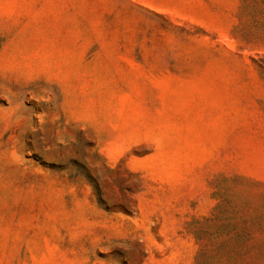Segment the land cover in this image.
<instances>
[{
    "label": "rangeland",
    "instance_id": "1",
    "mask_svg": "<svg viewBox=\"0 0 264 264\" xmlns=\"http://www.w3.org/2000/svg\"><path fill=\"white\" fill-rule=\"evenodd\" d=\"M242 6L0 0V264H196L195 222L246 242L223 264H264V39L240 38Z\"/></svg>",
    "mask_w": 264,
    "mask_h": 264
},
{
    "label": "trees",
    "instance_id": "2",
    "mask_svg": "<svg viewBox=\"0 0 264 264\" xmlns=\"http://www.w3.org/2000/svg\"><path fill=\"white\" fill-rule=\"evenodd\" d=\"M242 13L244 17L250 16L252 19L251 23H245L238 29V34L242 41H248L250 37L252 39H264V36L262 37V33H264V0H243ZM223 208L224 204L222 201L216 206L215 211L217 214L214 219L217 220L222 217ZM195 223L194 234L200 246L196 256V264H223L242 250H245L247 245L245 241L238 238L220 240L207 238V231L204 226L199 225V222ZM236 224L228 230L233 229ZM222 229L225 230V228Z\"/></svg>",
    "mask_w": 264,
    "mask_h": 264
}]
</instances>
